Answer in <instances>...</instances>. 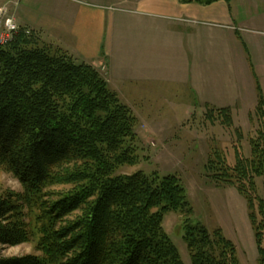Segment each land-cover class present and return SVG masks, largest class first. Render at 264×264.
I'll return each mask as SVG.
<instances>
[{
    "label": "trees",
    "instance_id": "trees-1",
    "mask_svg": "<svg viewBox=\"0 0 264 264\" xmlns=\"http://www.w3.org/2000/svg\"><path fill=\"white\" fill-rule=\"evenodd\" d=\"M177 1L208 6L231 0ZM40 43L33 30H20L0 44V169L23 182L22 194L0 197V246L34 239L23 210H35L42 257L0 264H183L162 217L192 214L185 188L172 176L117 173L137 164L135 149L125 146L137 119L92 66ZM214 113L231 127L229 108L208 110L206 117ZM253 118L258 129L249 157L236 149L230 166L213 152L206 172L215 185L234 187L245 199L257 260L264 264V199L256 194V179L264 178L261 96ZM53 186L72 189L53 193ZM183 232L191 264H239L235 245L220 229L186 221Z\"/></svg>",
    "mask_w": 264,
    "mask_h": 264
},
{
    "label": "rangeland",
    "instance_id": "rangeland-1",
    "mask_svg": "<svg viewBox=\"0 0 264 264\" xmlns=\"http://www.w3.org/2000/svg\"><path fill=\"white\" fill-rule=\"evenodd\" d=\"M123 1L126 0H20L19 3L41 11L53 4H63L65 8L79 6L108 13L124 7ZM230 6L236 26L231 41L233 61L228 66L229 72L224 71V76L229 77L231 83L224 82L217 104L203 102L183 92V89L175 92L174 88L173 92L161 93L158 100L122 103L133 109L132 114L137 119L134 139H128L125 146L135 149L138 161L135 166L119 168L117 173L131 175L140 171L146 176H172L180 181L187 192L192 214L186 217L180 212H165L162 228L183 264H191L183 241L186 221L204 226L210 232L220 229L224 237L235 245L239 264H259L245 199L234 187L215 185L206 172L208 158L213 152L223 156L230 166L234 165L236 149L249 157V141L256 137L258 129L256 119L250 122L249 115L255 110L258 96L264 101V0H232ZM2 8H6L13 18L8 5ZM17 28L18 32L29 31L18 25ZM35 35L52 52L60 50L53 41L41 38L36 32ZM223 108L231 110V127L222 124L216 113L211 119L206 117L208 110ZM11 176L5 169H0V197L23 193L22 189L11 191L7 187ZM70 189L71 186H53L49 190L57 193ZM256 194L264 199V178L256 179ZM23 211L25 225L34 232V239L14 247L0 246V259L28 255L42 257L37 250L39 234L35 210Z\"/></svg>",
    "mask_w": 264,
    "mask_h": 264
},
{
    "label": "crops",
    "instance_id": "crops-1",
    "mask_svg": "<svg viewBox=\"0 0 264 264\" xmlns=\"http://www.w3.org/2000/svg\"><path fill=\"white\" fill-rule=\"evenodd\" d=\"M19 1L0 0V9L8 5L20 28L94 67L123 104L158 100L173 88L217 104L231 83L224 71L233 61L232 0H126L108 13L63 4L41 11Z\"/></svg>",
    "mask_w": 264,
    "mask_h": 264
},
{
    "label": "built area",
    "instance_id": "built-area-1",
    "mask_svg": "<svg viewBox=\"0 0 264 264\" xmlns=\"http://www.w3.org/2000/svg\"><path fill=\"white\" fill-rule=\"evenodd\" d=\"M17 33V25L13 18L9 16L8 10L6 8L0 9V44L10 43Z\"/></svg>",
    "mask_w": 264,
    "mask_h": 264
},
{
    "label": "clouds",
    "instance_id": "clouds-1",
    "mask_svg": "<svg viewBox=\"0 0 264 264\" xmlns=\"http://www.w3.org/2000/svg\"><path fill=\"white\" fill-rule=\"evenodd\" d=\"M4 176H7L8 174H3ZM23 182L19 179V177H15L14 174L7 180V187L11 191H17L22 189Z\"/></svg>",
    "mask_w": 264,
    "mask_h": 264
}]
</instances>
